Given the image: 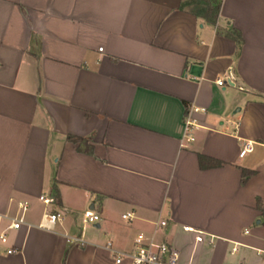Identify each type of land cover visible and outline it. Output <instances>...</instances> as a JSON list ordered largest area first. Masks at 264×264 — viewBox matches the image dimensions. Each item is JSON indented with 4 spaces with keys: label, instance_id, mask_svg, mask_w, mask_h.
<instances>
[{
    "label": "crops",
    "instance_id": "obj_1",
    "mask_svg": "<svg viewBox=\"0 0 264 264\" xmlns=\"http://www.w3.org/2000/svg\"><path fill=\"white\" fill-rule=\"evenodd\" d=\"M186 1L0 0V264H115L140 234L182 264H264V0H215V25ZM44 194L63 219L52 230ZM21 201L25 224L9 230ZM91 209L102 220L82 230Z\"/></svg>",
    "mask_w": 264,
    "mask_h": 264
},
{
    "label": "built area",
    "instance_id": "obj_2",
    "mask_svg": "<svg viewBox=\"0 0 264 264\" xmlns=\"http://www.w3.org/2000/svg\"><path fill=\"white\" fill-rule=\"evenodd\" d=\"M233 77L229 76L225 80L227 82H233ZM216 85L223 86V78H218L215 81ZM198 109H191L186 111L184 116V137L182 142L193 141L192 129L195 126V120L191 118L192 112H198ZM251 146L246 143L240 153L239 157H243L245 154L249 153ZM38 200L44 206V210L39 223V228L43 230H52L56 223L61 222L62 216L53 210V207L57 206V197L53 194H44L38 197ZM30 208V204L27 201H21L17 204V213L12 218H9V225L7 229L9 230H19L25 224V216ZM134 218L133 212H127L121 215V220L124 222H130ZM102 220V215L95 212L94 210H86L82 214L81 223L82 230L87 226H94L100 223ZM167 222L162 220L156 223V227L162 229L166 227ZM185 232H193L190 228H183ZM196 235L194 237V243H199L202 240V234L194 232ZM0 241L4 243L6 241L5 234H0ZM68 242L76 245H82L83 239L79 237H68ZM209 246L214 244V238H210L207 241ZM12 253V251H8ZM182 264L180 260V254L176 248L172 245L157 241L154 237L146 236L144 234L138 235L134 240V248L131 252H114V263L115 264Z\"/></svg>",
    "mask_w": 264,
    "mask_h": 264
},
{
    "label": "trees",
    "instance_id": "obj_3",
    "mask_svg": "<svg viewBox=\"0 0 264 264\" xmlns=\"http://www.w3.org/2000/svg\"><path fill=\"white\" fill-rule=\"evenodd\" d=\"M185 8L189 10V12L193 15L204 19L208 24L215 25L220 10V3L216 2L215 0H189L183 2L180 5L181 10ZM224 35L225 37L235 41L238 46L241 45L242 38L237 30L232 29L226 32ZM66 140L74 144L85 146V151L89 154H92V149L87 146L88 143L91 141V138L68 136ZM198 162L199 167L202 170L214 169L222 166V162L201 155L198 156ZM253 174V171L242 170V184H244L248 180V178L251 177ZM256 208L260 210L264 216V206L262 205L259 199H257L256 201ZM62 264H65V255Z\"/></svg>",
    "mask_w": 264,
    "mask_h": 264
}]
</instances>
